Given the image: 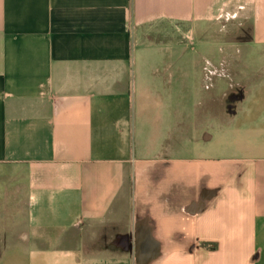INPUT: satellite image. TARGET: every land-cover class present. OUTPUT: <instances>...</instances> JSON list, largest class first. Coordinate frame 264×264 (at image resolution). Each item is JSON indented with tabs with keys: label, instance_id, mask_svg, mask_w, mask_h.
<instances>
[{
	"label": "crops",
	"instance_id": "crops-1",
	"mask_svg": "<svg viewBox=\"0 0 264 264\" xmlns=\"http://www.w3.org/2000/svg\"><path fill=\"white\" fill-rule=\"evenodd\" d=\"M0 205V264H264V0H0Z\"/></svg>",
	"mask_w": 264,
	"mask_h": 264
},
{
	"label": "rangeland",
	"instance_id": "rangeland-1",
	"mask_svg": "<svg viewBox=\"0 0 264 264\" xmlns=\"http://www.w3.org/2000/svg\"><path fill=\"white\" fill-rule=\"evenodd\" d=\"M213 45V42H211ZM210 43V44H211ZM211 52V48H206L204 52H201L202 54L208 55ZM215 60V64L213 66H208L206 64V60L199 57V61L201 64V74L196 75V85H195V97L197 101H204L202 103H205L207 101H218L219 100V87H218V71H219V65L217 59ZM229 60V59H228ZM214 72V74H213ZM214 102H212L211 105H213ZM217 104V103H216ZM204 105V104H203ZM217 106V105H216ZM201 108V106H200ZM1 210V205H0Z\"/></svg>",
	"mask_w": 264,
	"mask_h": 264
}]
</instances>
